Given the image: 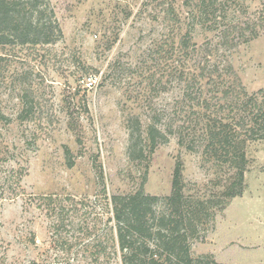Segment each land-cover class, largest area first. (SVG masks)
Instances as JSON below:
<instances>
[{
    "label": "rangeland",
    "instance_id": "obj_1",
    "mask_svg": "<svg viewBox=\"0 0 264 264\" xmlns=\"http://www.w3.org/2000/svg\"><path fill=\"white\" fill-rule=\"evenodd\" d=\"M185 1L175 4V24L163 1L51 0L62 30L56 44L0 49V264H94L92 246L106 232L105 192L143 188L164 199L177 169L189 198L224 199L234 184L241 187L225 209L214 206L204 218L192 256L264 264V141L247 147L243 175L207 154L205 117L233 115L207 106L234 103L236 95L221 100L218 77L200 79L205 56L217 48L210 61L232 69L243 99L264 90V29L230 52L218 50L215 32L187 21ZM229 3L234 25L259 23L264 0ZM24 109L32 115L21 121ZM132 119L141 121L143 160L129 157ZM152 124L167 142L148 152ZM8 175H24V198L1 197L12 191ZM48 195L79 202L73 226L60 234L65 251L55 248L52 220L34 201Z\"/></svg>",
    "mask_w": 264,
    "mask_h": 264
},
{
    "label": "trees",
    "instance_id": "obj_2",
    "mask_svg": "<svg viewBox=\"0 0 264 264\" xmlns=\"http://www.w3.org/2000/svg\"><path fill=\"white\" fill-rule=\"evenodd\" d=\"M162 1L168 5L164 9L167 17L175 21V24L181 23L175 7L180 0H146L145 5L150 6ZM229 1L187 0L183 3L188 10L187 21L189 20L195 29L203 27L215 32L218 50L223 48L228 52L256 37L257 28L264 29V9L257 18L258 24L248 19L244 23L234 25L231 21V12L234 10L229 6ZM192 30L183 38L185 49L190 47ZM248 30L249 36L245 34ZM61 37L62 30L51 0H0V49L10 46H50L56 44ZM216 49L210 50V55L205 56L200 79L213 80L217 76L219 81L216 85L223 91H217L216 94L223 96L221 100L234 95L236 99L234 103L227 105L218 102L214 107L211 104L207 106L208 109L216 108L219 114L232 112L233 115L205 117V152L217 162L228 165L243 175L248 166L247 147L251 143L264 141V90L243 99L232 69H221L210 61L208 55L212 56ZM233 83L237 87H234ZM31 115L30 110L24 109L19 118L24 121ZM0 120H6L1 107ZM128 127L129 157L134 161L146 159L148 155L142 146L144 138L141 121L129 120ZM166 142L167 136L157 126L149 125L148 152H154L160 144ZM180 174L177 169L173 194L164 199L147 195L143 188L133 194L111 197L105 192L108 214L106 232L105 238L96 241L92 246L95 249L94 264H115L118 255L120 264H220L208 255L194 258L191 242L198 238L204 218L213 217L210 211L214 206H222V209H225L232 198L241 194L240 184H234L224 199L189 198L182 191ZM23 176H6V184H9L8 188H12V191L6 190L1 197L24 198L26 193L21 186ZM34 201L40 202V208L52 220L50 229L55 248L65 251L69 243L60 238V234L73 226L75 215L79 212V202L72 197L61 198L57 195L41 196ZM100 259L104 261L100 262Z\"/></svg>",
    "mask_w": 264,
    "mask_h": 264
}]
</instances>
